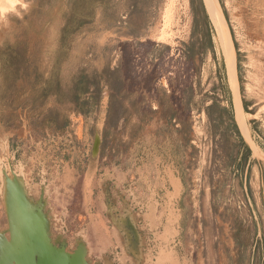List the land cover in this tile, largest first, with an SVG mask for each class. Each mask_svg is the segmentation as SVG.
Returning a JSON list of instances; mask_svg holds the SVG:
<instances>
[{
    "label": "rangeland",
    "instance_id": "obj_1",
    "mask_svg": "<svg viewBox=\"0 0 264 264\" xmlns=\"http://www.w3.org/2000/svg\"><path fill=\"white\" fill-rule=\"evenodd\" d=\"M217 1L247 139L204 0L0 16V244L14 184L86 264H264V0Z\"/></svg>",
    "mask_w": 264,
    "mask_h": 264
},
{
    "label": "water",
    "instance_id": "obj_2",
    "mask_svg": "<svg viewBox=\"0 0 264 264\" xmlns=\"http://www.w3.org/2000/svg\"><path fill=\"white\" fill-rule=\"evenodd\" d=\"M100 142V132L96 130L89 172L95 168ZM12 203L17 210L19 224L16 229H11L8 216L9 241L0 244V264H86L79 250L68 254L63 248L52 246L40 211L26 204L14 184L8 190V215Z\"/></svg>",
    "mask_w": 264,
    "mask_h": 264
},
{
    "label": "bare ground",
    "instance_id": "obj_3",
    "mask_svg": "<svg viewBox=\"0 0 264 264\" xmlns=\"http://www.w3.org/2000/svg\"><path fill=\"white\" fill-rule=\"evenodd\" d=\"M7 2L8 0H0V8H2ZM204 2L207 8L209 19L211 20L214 26V30L217 36L216 38L220 44L219 46L222 49L225 57L227 78L232 93L233 106L235 111V121L236 124L238 125V128H240V131L242 132L243 136L246 137L245 139H247L248 129L246 126L244 111L239 96L238 80L236 74L235 52L227 29V25L218 1L204 0ZM250 144L252 146V149L254 150L253 152L257 153L258 152L257 147L252 142H250ZM8 216H9L10 228L16 229L19 224V216L17 210L15 209L14 203L11 204V208Z\"/></svg>",
    "mask_w": 264,
    "mask_h": 264
},
{
    "label": "clouds",
    "instance_id": "obj_4",
    "mask_svg": "<svg viewBox=\"0 0 264 264\" xmlns=\"http://www.w3.org/2000/svg\"><path fill=\"white\" fill-rule=\"evenodd\" d=\"M17 5H19L21 9L28 8V4L23 3L22 0H8V2L2 8H0V16H4L7 13L14 12Z\"/></svg>",
    "mask_w": 264,
    "mask_h": 264
}]
</instances>
